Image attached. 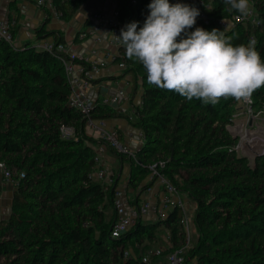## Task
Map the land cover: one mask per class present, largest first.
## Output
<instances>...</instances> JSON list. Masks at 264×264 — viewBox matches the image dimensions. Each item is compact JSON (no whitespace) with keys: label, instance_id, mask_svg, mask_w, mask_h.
<instances>
[{"label":"trees","instance_id":"16d2710c","mask_svg":"<svg viewBox=\"0 0 264 264\" xmlns=\"http://www.w3.org/2000/svg\"><path fill=\"white\" fill-rule=\"evenodd\" d=\"M86 1L51 3L68 22ZM113 1L120 30L134 21L143 26L151 0ZM203 1L210 6L209 19L196 21L189 31L216 28L231 37L233 45H247L254 36L264 62V0H253L257 26L236 23L229 29L218 21L239 12L229 10L223 0ZM40 8L45 21L34 29L36 40L65 42L59 31H46L50 12ZM119 51L124 73L139 77L141 86L140 104L128 123L142 133L143 142L134 158L108 150L128 164L127 187L142 194L154 182L143 183L149 166L163 163L159 173L195 205L196 239L185 253V264H264V155L250 162L234 150L237 139L227 126L239 101L228 97L204 104L150 85L145 69L126 56L122 43ZM70 94L54 53L36 49L31 42L12 46L0 40V164L11 171L15 184L9 216L0 220V264H154L158 257L147 262L142 257L163 245L165 233L167 253L183 246L181 214L173 209L164 219L139 220L112 236L118 181L113 176L106 188L91 178L99 140L87 135L86 119L70 105ZM252 98L254 109L263 108L264 87ZM120 116L110 107L97 106L93 112L94 118ZM63 127L72 128L73 137L63 138Z\"/></svg>","mask_w":264,"mask_h":264},{"label":"built area","instance_id":"2783aa9c","mask_svg":"<svg viewBox=\"0 0 264 264\" xmlns=\"http://www.w3.org/2000/svg\"><path fill=\"white\" fill-rule=\"evenodd\" d=\"M136 1L137 0H131L133 4H135ZM185 1L190 6L199 9L200 15L197 18V21H208L209 16L207 11L210 9L209 4L203 0ZM249 3L251 7L248 16H242L240 13H237L229 20H219V25L224 29H229L236 23L250 25L251 27L257 26L258 17L256 7L253 0H249ZM35 5L39 8H46L49 10L52 17L60 19L61 14L54 9L51 0H35ZM13 25L14 21L5 22L0 20V40L9 45L15 46L12 29ZM101 26H105L108 30L109 39L107 44L113 48V52L109 49H94L86 55L78 54L72 51L65 42L56 43L54 41H43V43H40L35 47L39 50L54 53L57 56L58 61L61 63L71 91L70 105L86 119V127L94 129L97 139L99 140V144L94 147L93 170L90 176L93 180L104 183L107 188L113 183L112 176L105 166L104 158L107 149L111 148L133 158L135 157L136 149H131L120 140L118 130L110 126L107 119L93 117V112L97 106L113 108L118 114L126 113L127 108L123 106V103L130 100L129 93L125 91L124 87L115 88L111 93H108L97 101L90 95L93 81L98 78L100 71L109 63H114L116 69L119 71L126 68L124 61H118L120 57L119 48L121 41L116 37L120 36L121 30L119 29V13L116 8L109 13L97 12L92 15V25L89 28L88 33L95 37V41L98 44L102 42V39L97 36V30ZM81 35L86 36V33H82ZM250 39L255 38L254 36H251ZM239 104L240 107H237L236 111L233 113V121L235 118L242 115L246 118V124H249V127L244 128L242 125L236 126L232 122V124L227 126V129L232 136H237L234 150L238 153L241 152L243 156L245 155V157H247V149L252 146L251 140L248 139L249 137L247 134L251 132L250 130L252 128L250 126L256 117L253 107V98L251 97L250 101L241 100L239 101ZM234 129H236L237 132H235ZM254 130L255 129H252V131ZM136 131L137 137L142 143L143 135L139 130ZM61 135L63 138H71L74 135V131L72 128L63 127L61 129ZM256 155H264V148L260 152H257ZM159 166H163V163L149 166L150 179H154V185L157 189L155 200L143 198L130 205L127 203L124 190L115 187L113 207L116 219L111 230L112 236H119L124 231L133 227L139 220H145L148 217L164 219L169 211L178 209L181 214L180 224L185 234L184 244L183 246L167 253L164 257L163 264H185V253L191 246L190 220L186 213L187 203L177 187L166 176L159 173ZM0 173L2 179L13 182L11 171L2 164H0ZM19 175L20 177H23L22 174ZM163 253L164 250L162 248L151 249L142 257V261L147 262L151 257L159 258Z\"/></svg>","mask_w":264,"mask_h":264},{"label":"clouds","instance_id":"9594fccd","mask_svg":"<svg viewBox=\"0 0 264 264\" xmlns=\"http://www.w3.org/2000/svg\"><path fill=\"white\" fill-rule=\"evenodd\" d=\"M223 2L242 16L250 14L249 0ZM148 8L142 27L128 23L115 37L126 56L143 66L150 85L212 105L228 97L250 101L264 87V62L255 39L233 45L231 37L216 28L189 31L200 11L186 3L151 0Z\"/></svg>","mask_w":264,"mask_h":264},{"label":"crops","instance_id":"0c3cea01","mask_svg":"<svg viewBox=\"0 0 264 264\" xmlns=\"http://www.w3.org/2000/svg\"><path fill=\"white\" fill-rule=\"evenodd\" d=\"M87 4H90L89 7H87ZM114 8L115 2L113 0H88L80 5L68 22H64L61 19H55L52 15H50V21L45 26V29L46 31H59L62 34L65 43L72 51L78 54L86 55L94 49H109L113 52V48L107 44L109 34L105 26H101L97 30V36L102 39L100 44L96 43L95 37L90 35L88 30L92 25V15L94 13H109ZM0 20L5 22L14 21L12 29L15 33V46H21L27 42H31L34 46H36L43 43V41H53L51 37L41 40H36L35 38L34 29L43 24L45 21V14L41 8L35 5V0H0ZM82 33H86V36H82ZM120 77L121 72L116 69L115 64L109 63L100 71L98 78L93 81V86L90 90L91 97L97 101L108 93H111L115 88L124 87L125 91L129 93L131 98L132 85L130 80L127 77ZM137 94L139 95L137 98L138 100L133 99V103L138 104L141 95L140 85ZM128 102L123 103V106L127 108ZM107 120L110 126L119 130L122 142L128 147L131 149H137L141 145V141H139L137 137L136 128L131 125H127L125 121L119 117ZM92 135L95 136V134ZM108 150L109 148L107 149V153L104 158L105 166L107 170H110L112 167L110 174L112 177L116 175V180L118 181V185L116 187L124 190L127 203L131 205L143 198L155 200L157 196V189L154 182L148 188L149 190H146L147 192L145 191L142 194L134 192L132 188L127 187V179L130 172L128 164L121 163L118 159L111 156L108 153ZM112 170L115 173H113ZM149 182V176H147L143 180V183L147 184ZM14 190V183L9 180L2 179L0 173V220H4L9 216ZM184 198L185 202H187L188 199L186 197Z\"/></svg>","mask_w":264,"mask_h":264},{"label":"rangeland","instance_id":"374dc122","mask_svg":"<svg viewBox=\"0 0 264 264\" xmlns=\"http://www.w3.org/2000/svg\"><path fill=\"white\" fill-rule=\"evenodd\" d=\"M87 5H88L87 7H89L90 4H87ZM119 72H121L120 78H126L127 77L130 80V83L132 85L133 92L131 90V96L132 97L130 98V100L128 102L127 111H126V113H123L122 116L119 117L120 119H123L127 125H130L128 123V121H134V115H133L134 106H137L138 104H140V99H139L138 104L133 103V99L135 100L139 96L137 94V91L139 90L140 78L139 77L134 78L131 73L125 74L124 70L119 71ZM238 107H240V104H238ZM254 111H255L256 117L252 121L250 127L252 129H255V130L252 131V129H251L250 130L251 132L249 134H247V136L249 137L248 139L251 140V145H252L251 147H249V149H247V155H248L247 157H248L250 162L253 161L257 152H260L264 148V107L261 109L256 108V109H254ZM112 119H114V118H112ZM233 124H235L236 126L242 125V127H244V128L249 127V124H246V118L242 115L235 118V120L233 121ZM66 131L69 132L68 130H66ZM85 131H86L87 135H89L90 137H92L94 139H97L96 132L94 131V129L86 127ZM92 134H95V136H93ZM239 154H241V152ZM111 169H112V167L108 171L110 172ZM112 172L115 173L113 170H112ZM149 180H151L150 176H149ZM121 187H122V185H121ZM186 203H187L186 204V206H187V212L186 213H187V216L190 220V238H191L190 245H192L196 239V230H195L194 223H193V212H194L195 206L189 200ZM154 220H155V218H153V217H150V218L148 217L145 219V221H154ZM165 236H167V233H165L162 236L163 237L162 240L164 241L163 245H158L157 247L162 248L164 250L165 255H166V253H167L166 250H168V246L170 244H168V242H169L168 241L169 238H167L168 236L166 238H165ZM165 240H166V242H165ZM165 255L162 258H160V257L159 258H153V260H152L153 263L154 264H163Z\"/></svg>","mask_w":264,"mask_h":264},{"label":"water","instance_id":"95a60500","mask_svg":"<svg viewBox=\"0 0 264 264\" xmlns=\"http://www.w3.org/2000/svg\"><path fill=\"white\" fill-rule=\"evenodd\" d=\"M233 138H234V139H237V136H236V135H234V136H233ZM244 156H245V155H244Z\"/></svg>","mask_w":264,"mask_h":264},{"label":"bare ground","instance_id":"6f19581e","mask_svg":"<svg viewBox=\"0 0 264 264\" xmlns=\"http://www.w3.org/2000/svg\"><path fill=\"white\" fill-rule=\"evenodd\" d=\"M234 131H235V132H237V130H236V129H234Z\"/></svg>","mask_w":264,"mask_h":264}]
</instances>
